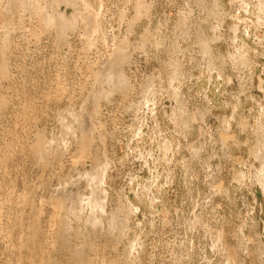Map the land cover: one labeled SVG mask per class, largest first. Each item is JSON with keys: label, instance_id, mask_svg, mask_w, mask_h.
Segmentation results:
<instances>
[{"label": "rangeland", "instance_id": "rangeland-1", "mask_svg": "<svg viewBox=\"0 0 264 264\" xmlns=\"http://www.w3.org/2000/svg\"><path fill=\"white\" fill-rule=\"evenodd\" d=\"M263 170L264 0H0V264H264Z\"/></svg>", "mask_w": 264, "mask_h": 264}, {"label": "bare ground", "instance_id": "bare-ground-1", "mask_svg": "<svg viewBox=\"0 0 264 264\" xmlns=\"http://www.w3.org/2000/svg\"><path fill=\"white\" fill-rule=\"evenodd\" d=\"M11 4H12V3H11ZM263 172H264V170H263ZM261 175L263 176V180H262V182H260V181H259V182L262 183V187H263V186H264V175H263L262 173H261ZM261 175H260V176H261ZM260 180H261V178H260Z\"/></svg>", "mask_w": 264, "mask_h": 264}]
</instances>
